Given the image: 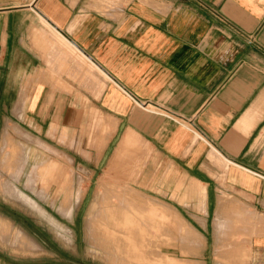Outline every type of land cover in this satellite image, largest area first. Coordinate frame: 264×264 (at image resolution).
<instances>
[{
	"label": "crops",
	"instance_id": "1",
	"mask_svg": "<svg viewBox=\"0 0 264 264\" xmlns=\"http://www.w3.org/2000/svg\"><path fill=\"white\" fill-rule=\"evenodd\" d=\"M0 108V154L23 128L65 145L73 121L91 163L78 171L133 174L121 196L135 206L148 189L172 208L191 262L210 249L213 264H264V0H0ZM50 192L38 189L39 204L0 195V264L79 256Z\"/></svg>",
	"mask_w": 264,
	"mask_h": 264
},
{
	"label": "rangeland",
	"instance_id": "2",
	"mask_svg": "<svg viewBox=\"0 0 264 264\" xmlns=\"http://www.w3.org/2000/svg\"><path fill=\"white\" fill-rule=\"evenodd\" d=\"M96 123L95 120L93 126ZM68 125H70V129L67 130L69 139L65 145H63L65 141L62 133L60 143L55 139H46L43 135L37 136L24 128L23 134L16 132L7 134L4 141L7 142V146L4 148V153L0 154L1 158H6L5 162L1 163L3 168L0 167V195L3 199L13 197L15 200H21L20 195L23 194L22 196L39 204L42 197L38 199V189L51 191L44 197L48 200L45 205L63 206L64 215L68 216V231L71 233L69 241L78 248L79 256L77 257L70 251V257L67 260L71 264H195L190 258L193 252L180 250L178 247V230L181 234L187 231L177 226L175 220L167 214L169 210H173L172 208L160 202L158 196L151 195L148 189L143 190L148 195L145 197L138 196L140 194L135 191L138 194L135 196V202H137L135 206L121 196L126 193L125 190L129 191V186L134 184L133 174L113 175L112 177L86 176L84 171H78L84 162L79 161L77 157L75 123L72 121ZM93 130L95 128L90 122L87 128L79 129L78 136L88 137L91 140ZM38 138L41 140L39 141ZM89 140L86 139V141ZM43 142L56 148L57 151ZM88 146L91 148V143ZM25 161L28 162L26 166ZM90 166V162H85L84 167L89 168ZM161 174L152 172L142 176L143 180L147 181L145 183L149 184L150 180L157 183ZM19 177V181H16ZM67 187L70 188L68 193L66 192ZM112 188L116 195L119 194L124 206L119 203L116 196L113 200L110 192ZM1 196L0 199H2ZM222 196L227 197L223 193ZM25 201L27 202L26 199ZM113 204L116 207L120 205V209L112 208ZM10 207L13 206L10 205ZM10 207L7 211L2 210L4 215L11 216ZM0 208H3L1 203ZM114 210H116L115 214L117 213L116 217L118 214L120 216L117 217L119 221L117 219L118 224L115 223V225L110 222ZM23 214L30 216L27 212ZM48 214L53 216L50 212ZM95 215L99 217L93 220V224H90L89 228L93 233L89 236L88 220ZM129 215L132 220L123 221V216ZM55 217L59 220L57 216ZM98 219H104V223ZM61 224L66 225L63 221ZM131 233H136V236L129 237ZM220 234L225 235L223 232ZM186 235L188 236V233ZM113 237L116 238L113 239ZM190 238L181 239H185L186 242L195 241V238ZM205 256L207 264H213L210 249L206 250ZM216 257H218L214 258L216 264H244L243 261L228 263L230 259H236L234 256L224 259L221 254H218Z\"/></svg>",
	"mask_w": 264,
	"mask_h": 264
},
{
	"label": "bare ground",
	"instance_id": "3",
	"mask_svg": "<svg viewBox=\"0 0 264 264\" xmlns=\"http://www.w3.org/2000/svg\"><path fill=\"white\" fill-rule=\"evenodd\" d=\"M6 138V137H5ZM7 157V156H6ZM233 207L237 210L236 211V213H238V214H240V212H242L241 210L243 209H240V206L238 207L237 205H233ZM121 214V213H120ZM112 216H113V214H112ZM92 217V216H91ZM96 217V216H95ZM111 219V218H110ZM92 221V220H91ZM93 222V221H92ZM116 224H118V223H116ZM90 225V224H89ZM90 230V229H89ZM102 245H103V243H102ZM104 246V245H103Z\"/></svg>",
	"mask_w": 264,
	"mask_h": 264
}]
</instances>
